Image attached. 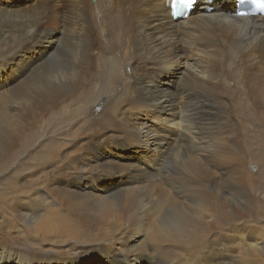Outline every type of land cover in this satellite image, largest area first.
Returning <instances> with one entry per match:
<instances>
[{"label": "bare ground", "instance_id": "6f19581e", "mask_svg": "<svg viewBox=\"0 0 264 264\" xmlns=\"http://www.w3.org/2000/svg\"><path fill=\"white\" fill-rule=\"evenodd\" d=\"M169 2L0 0V264H264V14Z\"/></svg>", "mask_w": 264, "mask_h": 264}, {"label": "rangeland", "instance_id": "374dc122", "mask_svg": "<svg viewBox=\"0 0 264 264\" xmlns=\"http://www.w3.org/2000/svg\"><path fill=\"white\" fill-rule=\"evenodd\" d=\"M180 19H186V18H184L183 16H180L179 17ZM179 23V22H178ZM179 30H180V28H179ZM213 32V29H210V33H212ZM212 41L213 42H215L216 41V38H212ZM198 53V52H197ZM197 53L196 52H190L189 54H190V58H192V59H189L188 60V62H192V60H193V58H199V55H197ZM194 54H196V55H194ZM194 56V57H193ZM184 60V58H182V57H179L178 58V61H180L181 63L183 62V60ZM173 64H176V60L174 61V63ZM174 66V65H173ZM178 77V78H177ZM176 78V80H180V76H179V74H177V76L175 77ZM162 86H164L163 84H162ZM173 90H174V88H173ZM161 99H162V97H161V95H158L157 97H156V103L158 104V103H160V101H161ZM232 108V107H231ZM54 118H52L48 123H47V120L45 119L43 122H42V125L41 126H39V128L42 130V131H45V132H48V126H50V125H52V120H53ZM51 122V123H50ZM249 127H247V132H252L254 129H256L255 127H257L255 124L253 125H251V124H249L248 125ZM175 128H177L176 126H174ZM251 128V129H250ZM249 145H250V147H253L252 146V143H249ZM33 149L35 150L36 149V146H34V148H28L27 150H25L24 151V153H23V155L22 156H19V157H17L11 164H10V166L6 169V170H3V171H1L0 172V191H4L5 190V187H6V185H7V183H5V181L4 180H8V179H14L13 178V176H11L10 177V174L14 171L13 169H15L17 166H18V163L20 164L21 162H22V160L23 159H26L27 158V154L28 153H30L29 151H33ZM165 152V151H164ZM164 154V153H163ZM19 161V162H18ZM11 162V160H9V163ZM29 162H31V161H29ZM253 164V165H252ZM256 167V168H255ZM254 168V169H253ZM258 168H259V164H255V163H251V166H250V169L253 171V172H256V171H258ZM11 169V170H10ZM28 171V172H27ZM8 173H10L9 174V176H8ZM23 173V172H22ZM29 174H30V169H27V170H25L24 171V173L22 174V176H25V177H27V178H30V176H29ZM31 178H34V177H31ZM190 179H192V176H190ZM172 191V190H171ZM154 219H157V217H155L154 216ZM258 232L260 233L261 232V229H258Z\"/></svg>", "mask_w": 264, "mask_h": 264}, {"label": "snow or ice", "instance_id": "6c2138e0", "mask_svg": "<svg viewBox=\"0 0 264 264\" xmlns=\"http://www.w3.org/2000/svg\"><path fill=\"white\" fill-rule=\"evenodd\" d=\"M241 14H243V13H241Z\"/></svg>", "mask_w": 264, "mask_h": 264}]
</instances>
